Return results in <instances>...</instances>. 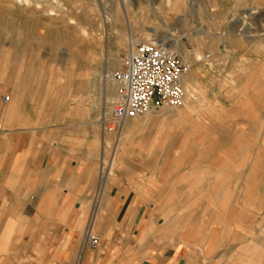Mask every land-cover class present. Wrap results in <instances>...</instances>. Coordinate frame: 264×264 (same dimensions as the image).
<instances>
[{"label":"rangeland","instance_id":"rangeland-1","mask_svg":"<svg viewBox=\"0 0 264 264\" xmlns=\"http://www.w3.org/2000/svg\"><path fill=\"white\" fill-rule=\"evenodd\" d=\"M122 2L0 0V84L21 93L44 127H91L99 169L188 165L215 177L225 161L227 181L238 180L256 147L264 155V0ZM165 36L180 45L167 49L190 67L184 105L103 132L115 92L108 76L122 66L129 42ZM253 100L252 110L237 108ZM242 117L258 119V141L246 140L251 126Z\"/></svg>","mask_w":264,"mask_h":264},{"label":"crops","instance_id":"crops-1","mask_svg":"<svg viewBox=\"0 0 264 264\" xmlns=\"http://www.w3.org/2000/svg\"><path fill=\"white\" fill-rule=\"evenodd\" d=\"M30 108L0 84V264H264L263 147L234 181L223 161L215 177L185 165L104 169L100 182L91 127H44ZM243 122L258 141V119Z\"/></svg>","mask_w":264,"mask_h":264},{"label":"built area","instance_id":"built-area-1","mask_svg":"<svg viewBox=\"0 0 264 264\" xmlns=\"http://www.w3.org/2000/svg\"><path fill=\"white\" fill-rule=\"evenodd\" d=\"M189 65L176 53L155 41H130L122 66L109 77L115 87L114 99L102 122L105 133H118L129 118L162 108L178 109L185 103L184 76ZM9 96H4L7 102ZM103 169L99 181H104ZM84 245L95 246L98 237L89 226Z\"/></svg>","mask_w":264,"mask_h":264},{"label":"bare ground","instance_id":"bare-ground-1","mask_svg":"<svg viewBox=\"0 0 264 264\" xmlns=\"http://www.w3.org/2000/svg\"><path fill=\"white\" fill-rule=\"evenodd\" d=\"M121 2V1H120ZM126 2V0H124V3ZM123 3V2H122ZM123 3V4H124ZM115 18V17H114ZM116 19V18H115ZM132 39V38H131ZM133 40V39H132ZM155 42H159L160 44H162L164 47L166 48H171V46H180L178 45L177 43L175 42H172L169 38H167L166 36L165 37H162L161 39H158V40H155ZM168 49V50H169ZM109 77V76H108ZM106 97V96H105ZM108 100V99H107ZM186 100V99H185ZM102 124V122H101Z\"/></svg>","mask_w":264,"mask_h":264}]
</instances>
